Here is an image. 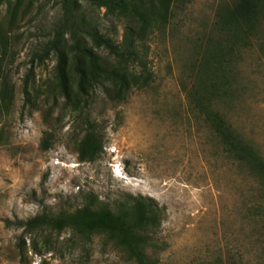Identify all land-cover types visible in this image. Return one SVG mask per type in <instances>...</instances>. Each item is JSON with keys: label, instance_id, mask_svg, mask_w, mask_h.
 Wrapping results in <instances>:
<instances>
[{"label": "rangeland", "instance_id": "374dc122", "mask_svg": "<svg viewBox=\"0 0 264 264\" xmlns=\"http://www.w3.org/2000/svg\"><path fill=\"white\" fill-rule=\"evenodd\" d=\"M152 1L160 10V0ZM229 2L174 3L164 26L150 28L138 48L148 78L132 83L118 101L95 90L90 114L103 127V147L93 159L78 161L74 113L48 92L55 54L33 56L59 5L0 0V19L13 4L15 12L0 55V74L11 87L7 106L0 101V264H132L109 232L65 228L35 236L5 220L89 206L116 213L134 201L150 205L137 230L148 237L145 250L159 264H264V183L221 151L187 103L216 11ZM80 3L102 30L120 38L121 21ZM261 16L256 36L237 37L238 54L217 108L264 159V5ZM141 70L138 64L132 71ZM43 109L56 121L45 151L38 145Z\"/></svg>", "mask_w": 264, "mask_h": 264}, {"label": "trees", "instance_id": "16d2710c", "mask_svg": "<svg viewBox=\"0 0 264 264\" xmlns=\"http://www.w3.org/2000/svg\"><path fill=\"white\" fill-rule=\"evenodd\" d=\"M55 1L59 5L58 15L46 40L33 56L41 60L49 52L55 54L48 92L54 100L61 98L62 104L74 113L73 120L79 135L75 145L77 160H91L101 153L104 142L103 127L90 114L95 90L100 89L107 100L118 101L123 99L132 83L148 78L149 72L142 64L139 45L153 25L157 28L164 26L174 3L182 4L186 0H160V10L152 0ZM81 1L96 9L104 8L105 14L121 21L120 38L102 30L94 16L83 9ZM263 5L264 0H230L217 9L212 25L213 35L208 40L195 81L187 93L189 112L196 113L209 127L221 151L244 165L262 183L264 159L235 133L218 110L217 103L229 85V63L238 54L237 37L243 32L256 36ZM14 25L13 4V8L7 9L6 15L0 19V55L6 52L5 34L12 32ZM138 64H141L142 70L136 75L132 70ZM0 78V101L6 107L11 98V87L2 74ZM41 119L44 129L38 145L45 151L54 141L56 121L51 118L50 109L41 110ZM3 136L0 128V142ZM151 212L148 203L134 201L122 212L95 210L89 206L71 213L42 211L23 221L5 220V223H13L21 228L22 233L35 236L45 230L60 232L65 228L89 233L109 232L120 239L132 264H159L158 259L145 250L148 237L137 230L148 220ZM33 243H36L34 239Z\"/></svg>", "mask_w": 264, "mask_h": 264}]
</instances>
